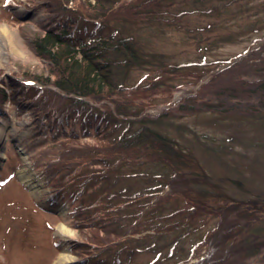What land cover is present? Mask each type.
I'll return each mask as SVG.
<instances>
[{
  "label": "rangeland",
  "instance_id": "rangeland-1",
  "mask_svg": "<svg viewBox=\"0 0 264 264\" xmlns=\"http://www.w3.org/2000/svg\"><path fill=\"white\" fill-rule=\"evenodd\" d=\"M80 2L95 5L92 0H0V30L6 29L0 32V264H212L210 251L235 221V208H220L187 228L143 240L120 232L128 228L126 220L118 226L103 221L99 227L84 226L67 201L53 202L44 165L52 157L54 136L46 133L45 118L38 121V112L23 106L33 93L15 89L12 81L43 87L33 79L47 77L49 67L32 42L53 28L58 9H76ZM158 6L147 20L109 23L112 29L133 34L147 53L162 55L166 64L187 70L164 80L161 90L166 93L156 95L147 112L157 115L198 99L195 107L200 111L161 121L159 130L191 151L227 194L238 200L264 201V92L260 89L246 97L230 92L240 91L237 82L264 80V0H160ZM226 69L231 71L223 74ZM198 73L203 76L190 83L191 74ZM219 74L223 76L217 86L224 92L215 88L198 94L201 85ZM155 77L147 65L131 71L129 84L144 85ZM28 177L32 183L25 180ZM128 183L142 184L135 179ZM172 189L166 187L162 195ZM182 200L176 203L184 208ZM258 209L263 221H257L255 233L263 238L264 212ZM113 218L118 217L109 216ZM62 226L67 231H61ZM95 243L101 249L116 248L119 254L94 257L90 249ZM63 253L72 260H64ZM263 258L264 251L250 263L264 264ZM86 259L90 261L84 263ZM224 259L233 260L227 255Z\"/></svg>",
  "mask_w": 264,
  "mask_h": 264
},
{
  "label": "trees",
  "instance_id": "trees-1",
  "mask_svg": "<svg viewBox=\"0 0 264 264\" xmlns=\"http://www.w3.org/2000/svg\"><path fill=\"white\" fill-rule=\"evenodd\" d=\"M92 1L94 6L80 2L76 9H58L53 28L33 40L36 54L49 67L47 77L33 79L43 87L12 81L15 89L33 93L25 95L29 98L23 106L36 110L38 121L45 118L46 133L54 136L52 157L44 165L53 202L67 201L74 207L78 223L84 226L99 227L100 221L118 226L126 220L128 228L120 232H125L124 236L139 235L143 240L187 228L202 215L219 213L220 208H235V221L224 229L210 251V263L251 264L250 260L264 251V236L255 233L257 221H263L258 207L264 212V201L238 200L227 194L220 181L206 174L191 151L157 126L170 117L200 111L195 107L198 99L186 100L190 106L179 104L157 115L147 112L156 95L166 93L161 90L164 80L169 75L186 74L187 70L166 64L162 55L147 53L133 34L110 28L111 21L147 20L159 8L160 0H133L130 4L121 0ZM147 65L156 77L147 84L131 86V71ZM202 76L191 74L189 81L195 84ZM222 76H212L200 86L198 94L215 88L224 92L217 86ZM237 83L240 91H230L234 95L240 92V97L252 96L260 89L264 92V80ZM85 138L94 143L84 142ZM134 179L142 184L128 183ZM169 186L172 193L162 195ZM178 198L186 207L176 203ZM109 216L118 218L109 220ZM236 221H245V226ZM108 246L101 249L95 243L89 249L97 258L119 254ZM226 255L233 260L226 261Z\"/></svg>",
  "mask_w": 264,
  "mask_h": 264
},
{
  "label": "bare ground",
  "instance_id": "bare-ground-1",
  "mask_svg": "<svg viewBox=\"0 0 264 264\" xmlns=\"http://www.w3.org/2000/svg\"><path fill=\"white\" fill-rule=\"evenodd\" d=\"M0 32H2V33H6V29H1ZM25 180H26V181H29L30 183H32V181H33V179H31V177H28V179L25 178ZM62 230H63V231H64V230L67 231L66 228H65V226H62V227H61V231H62ZM62 258H63L64 260L68 261V260H72L73 257H72V256H69L68 254L63 253Z\"/></svg>",
  "mask_w": 264,
  "mask_h": 264
}]
</instances>
